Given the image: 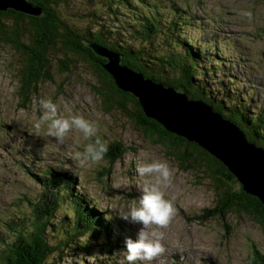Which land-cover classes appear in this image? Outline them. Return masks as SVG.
I'll list each match as a JSON object with an SVG mask.
<instances>
[{"label": "rangeland", "instance_id": "obj_1", "mask_svg": "<svg viewBox=\"0 0 264 264\" xmlns=\"http://www.w3.org/2000/svg\"><path fill=\"white\" fill-rule=\"evenodd\" d=\"M146 1L150 5L158 2L163 7L177 2L182 15L189 16L183 31L193 38L196 46L205 48L209 66L220 64L217 67L219 75L206 73L201 78L200 85L207 96L211 94L216 104L221 102L219 104L224 103L225 106H230L228 94L240 100L244 96L249 99V104L243 105L241 110L254 106L249 114L259 112V107L264 105V0ZM49 2L55 20L68 26L74 34L83 32L87 27L95 32L97 24L117 28L116 23L122 22L124 26L128 23L126 12L109 15L108 9L99 7V0ZM32 6L43 11L40 2ZM110 10L114 8L110 7ZM244 12L249 15H243ZM188 28H192L193 32L190 33ZM57 31L61 35L64 33L60 28ZM21 40L26 43V38L21 37ZM7 44L10 47L0 45V238L7 242L14 238L7 230L8 224L17 225L22 220L30 224L29 202H35L43 195L42 186L36 179H49L56 173L73 175V192L84 194L90 205L120 220L117 225L121 231L116 230L112 235L116 241L122 235L135 239L140 225L129 223L120 216L138 201L143 184L154 182L150 176L141 177L137 168L152 159H159L166 161L172 170L171 183L164 192L166 198L173 202L175 213L167 225L149 226L150 230L158 233L164 251L152 261H136L134 264H264L262 223L234 212L221 220L217 217H208L205 221L198 219L205 211L207 216L208 211L216 209L218 199L209 175L201 174L203 167L190 162L193 156H199L188 151L194 148L193 145L202 149L198 144L184 139L189 144L186 150L178 148L177 156L183 160L179 164L177 156L174 158V153H170V150L174 152L170 149L172 145L158 143V135L146 136L131 118L113 104L108 109L101 102L91 89V86L106 87L100 83L101 79L95 72L96 64L75 56L62 42L48 46L46 55L50 66L46 72H50V78L45 79L41 75L35 83V90L27 95L28 101L23 103L18 92L23 87V81L19 82V71L23 69L24 56L14 51L11 43ZM163 45L165 48L164 42ZM163 45L157 39L152 45L146 44V49L156 50L154 53H157ZM211 45H214V50L210 49ZM95 57L103 60L100 63L108 61L97 55ZM198 65L201 66V63ZM192 75L200 74L194 72ZM168 80L173 88L186 92L178 87L181 80L177 75L171 74ZM25 83L30 85L32 82ZM45 99H51L57 105L58 115H82L96 125V136L108 144L109 151L101 161L82 162L74 155L83 151L86 144L92 143L94 137L86 139L79 130L69 129L61 143L47 134L45 125L39 129L34 127V122L43 111L38 101ZM222 112L227 115L223 116L224 119L239 127L234 116L225 110ZM130 113H134L133 108ZM242 129L245 130L244 127ZM173 135L182 138L176 133ZM108 159L118 160L111 163ZM67 210L65 204L60 207L56 223L59 224L60 218L66 216ZM82 243L81 238L69 242L70 246L76 247H82ZM112 243L116 242L111 236L107 239L101 237L100 245L92 246L89 254L65 248L61 259L55 252L46 264H127L123 246ZM1 246L0 242V249Z\"/></svg>", "mask_w": 264, "mask_h": 264}, {"label": "trees", "instance_id": "obj_2", "mask_svg": "<svg viewBox=\"0 0 264 264\" xmlns=\"http://www.w3.org/2000/svg\"><path fill=\"white\" fill-rule=\"evenodd\" d=\"M99 1V7L108 9L109 15L116 16V14L126 12L125 19L128 23L125 26L122 22L116 23L117 28L113 25L104 27L97 24L95 32L92 31V28L87 27L83 32L74 34L68 26L60 23L58 19L55 20L56 16L51 12L52 5L49 0H29L32 4L38 2L42 4L43 16L40 17L26 16L13 10L0 11V45L9 46L7 43H11L14 47L12 49L24 56L23 69L19 71L21 73L19 82L23 81L21 84L23 87L18 92L19 97L23 98L21 99L23 103L28 101L27 95L35 90V83L41 79V75L42 78H50V72H46L47 67L50 66L46 55L50 48L48 46L62 42L69 46L68 49L75 56L96 64L95 72L101 79L100 83L106 87L91 86V89L104 104L109 105L108 109L113 104L117 110L131 118L146 136L158 135L159 138L156 140L158 143L172 145L170 149H174V152L170 150V153H174V158L177 156L179 147H184L186 150L189 143L184 138L176 137L153 120L147 119L142 114L137 101L131 95L117 89L110 75L101 66L100 62L103 60L95 57L92 49L88 46L89 43H97L119 53L122 63L132 70L166 86L170 85L168 80L170 75H177L181 80L178 87L184 88L190 98L200 99L210 104L217 113L224 117L227 115L222 110L234 116L239 127L241 129L244 127L245 130H242L247 139L264 148V105L259 107L258 113L249 114L255 109L254 106L241 110L243 105L249 104L248 98L241 96L240 100L228 94L227 99L230 106H225L224 103L219 104L221 102L216 104L211 94L207 96L201 88V78H204L206 73L219 75L217 67H220V64L215 63L214 67L209 66L210 62L206 56L205 48L201 49L196 46L193 38L187 36L186 31H183L188 24L189 16L182 15L177 2L163 7L158 2L150 5L146 0ZM110 7H113L114 10H110ZM58 28L64 32L62 35L57 31ZM188 30L190 33L193 32L192 28H188ZM21 37L26 38V43L22 42ZM68 39L70 41H67ZM157 39L161 40L162 45L163 42L165 43V48L163 45V49L157 53H154L156 50L146 49V44L152 45ZM4 41L7 43L5 44ZM86 41L90 42L87 44ZM210 49L214 50V45H211ZM211 55L213 54L211 53ZM198 63H201V66ZM42 71H44L43 74ZM60 71L63 72L62 69ZM194 72L200 75H192ZM25 82L32 83L26 85ZM236 101L242 104H236ZM131 108L134 109V113H130ZM193 147L188 152H194L199 157L193 156L190 162L203 167L201 174L209 175L210 180L213 181L214 193L218 198L217 208L208 211L207 216L205 214L207 211H205L198 219L205 221L208 217H217L221 220L227 214L234 212L250 216L264 225V206L259 200L249 194H244L234 176L219 161L204 150L194 145ZM119 149H122L121 146ZM177 158L179 164L183 162L178 156ZM118 159L108 160L114 163ZM190 167H192L191 164ZM68 178L67 175L66 179ZM38 180L42 184L41 193L43 195H40L37 201L29 203L32 206V212H30L32 221L30 224H25L22 220L17 225L15 223L7 225L8 232L14 238L10 242L0 238L2 243L0 264H46V261L55 252L56 256L61 259L65 248H74L89 254L92 246L100 245L98 242L101 237L106 239L110 237L112 226L107 213L104 215L102 211L90 205L84 195L73 192V187L67 182L65 185L62 182L58 186H53L47 184L45 178H38ZM64 204L68 207L66 216L60 218L59 224L55 223V220L52 221V219L59 214V209ZM51 222L55 223L54 227L50 225ZM52 238H54L53 241H51ZM78 238L83 241L82 247L70 246L69 242ZM56 240L59 241L57 244H50Z\"/></svg>", "mask_w": 264, "mask_h": 264}, {"label": "water", "instance_id": "obj_3", "mask_svg": "<svg viewBox=\"0 0 264 264\" xmlns=\"http://www.w3.org/2000/svg\"><path fill=\"white\" fill-rule=\"evenodd\" d=\"M7 10L26 16L42 15V10L27 0H0V11ZM88 46L95 55L108 59L102 68L118 90L137 101L144 116L167 132L194 141L235 177L245 194L264 206V148L250 142L241 128L224 119L210 104L123 66L118 53L95 43Z\"/></svg>", "mask_w": 264, "mask_h": 264}, {"label": "clouds", "instance_id": "obj_4", "mask_svg": "<svg viewBox=\"0 0 264 264\" xmlns=\"http://www.w3.org/2000/svg\"><path fill=\"white\" fill-rule=\"evenodd\" d=\"M243 15H249L244 12ZM43 111L39 119L34 122V127L39 129L46 126L47 134L63 142V138L69 129L79 130L87 139L94 137L92 143H88L83 151H77L75 158L82 162L101 161L108 151V144L96 136V125L82 115H71L64 117L58 115L57 105L51 99L38 101ZM141 176H150L154 182H145L141 188L138 201L120 216L121 219L138 224L140 227L136 232L135 239L125 237L124 259L127 264H134L136 261H152L164 251L158 238V233L150 230V225L165 226L175 213L173 202L166 198L164 189L171 183L172 170L164 160L152 159L137 168Z\"/></svg>", "mask_w": 264, "mask_h": 264}, {"label": "bare ground", "instance_id": "obj_5", "mask_svg": "<svg viewBox=\"0 0 264 264\" xmlns=\"http://www.w3.org/2000/svg\"><path fill=\"white\" fill-rule=\"evenodd\" d=\"M41 16H43V14L41 15ZM38 17H40V16H38ZM58 47V46H57ZM70 57V56H69ZM80 62V61H79ZM142 111V110H141ZM142 114H143V112H142ZM147 119H151V118H148V117H146ZM151 120H153V119H151ZM154 121V120H153ZM155 122V121H154ZM218 161V160H217ZM116 162V161H115ZM59 171L60 170H58V173H59ZM48 174V173H47ZM69 176V178L68 179H66V176ZM73 176V175H72ZM71 175H69V174H64V175H58V174H56V173H54L53 175H51L50 177H49V179H46V182H47V184L49 183V184H51V185H53V186H58V185H60L62 182L64 183V185L66 184V182H67V184L68 185H70V186H72L73 187V184H75V179H74V177H72ZM38 177V176H37ZM73 178V180H72V178ZM47 178V177H46ZM235 178V177H234ZM36 181L37 182H40L39 180H37L36 179ZM237 181V180H236ZM39 184V183H38ZM40 184H41V182H40ZM44 184H45V182H44ZM46 184V185H47ZM41 186H42V184H41ZM44 187H45V185H43ZM46 188V187H45ZM49 188V187H48ZM78 188V187H77ZM50 189V188H49ZM74 189V188H73ZM62 190H64V189H62ZM61 190V191H62ZM33 191V190H32ZM60 191V192H61ZM41 192H42V189H41ZM84 195V194H83ZM78 196V195H77ZM85 196V195H84ZM39 199V197H37L34 201H37ZM27 202H29V201H27ZM30 203V202H29ZM31 203H33L32 201H31ZM92 204V203H91ZM31 205V204H30ZM94 206V205H93ZM30 212H32V206L30 207ZM98 209V208H97ZM99 210V209H98ZM102 213L105 215L106 214V212L105 211H102ZM108 216H110L109 218H110V220H111V230H110V236H111V238L116 242V243H112V244H114V245H118V246H123L124 247V239H125V236L124 235H122V236H120L121 238L119 239V241H118V239H117V241L113 238V236L112 235H114V233H115V231L117 230L118 232H120L121 231V229H120V227L117 225V223L119 222V224H120V220L118 221L117 220V218L116 217H114V216H112V215H108ZM57 218H59V215H56L53 219H52V221H54L55 220V223H56V220H57ZM24 221V220H23ZM54 223V224H55ZM52 222L50 223V225H52V227H54L53 225H54ZM67 224H69V223H67ZM60 233V232H59ZM62 234V233H61ZM88 235V234H87ZM127 237H130V236H128L127 235ZM123 241H122V240ZM122 247V248H123ZM198 251V250H197ZM179 253V252H178ZM192 254V253H191ZM120 255V254H119ZM200 258V257H199ZM168 259V258H167ZM170 259V258H169ZM174 259V258H173ZM210 259V258H209ZM177 260V259H176ZM179 260V259H178ZM177 263V262H176ZM195 264V263H194Z\"/></svg>", "mask_w": 264, "mask_h": 264}]
</instances>
